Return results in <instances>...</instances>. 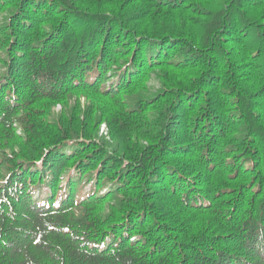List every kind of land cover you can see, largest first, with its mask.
I'll return each instance as SVG.
<instances>
[{"label":"trees","instance_id":"16d2710c","mask_svg":"<svg viewBox=\"0 0 264 264\" xmlns=\"http://www.w3.org/2000/svg\"><path fill=\"white\" fill-rule=\"evenodd\" d=\"M0 264H264V0H0Z\"/></svg>","mask_w":264,"mask_h":264},{"label":"rangeland","instance_id":"374dc122","mask_svg":"<svg viewBox=\"0 0 264 264\" xmlns=\"http://www.w3.org/2000/svg\"><path fill=\"white\" fill-rule=\"evenodd\" d=\"M153 83L157 87V82H155V80L153 81ZM59 110H60V107L55 108V111H59ZM99 135L106 137L107 130H106V127L104 125L100 127Z\"/></svg>","mask_w":264,"mask_h":264}]
</instances>
